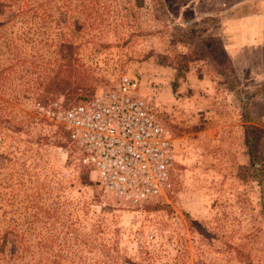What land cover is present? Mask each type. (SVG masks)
I'll return each instance as SVG.
<instances>
[{
  "label": "rangeland",
  "instance_id": "374dc122",
  "mask_svg": "<svg viewBox=\"0 0 264 264\" xmlns=\"http://www.w3.org/2000/svg\"><path fill=\"white\" fill-rule=\"evenodd\" d=\"M261 4L0 0V264H264L244 137L264 162V48L229 54L222 24ZM123 75L152 94L175 149L169 189L138 205L106 192L36 106L89 100Z\"/></svg>",
  "mask_w": 264,
  "mask_h": 264
},
{
  "label": "built area",
  "instance_id": "2783aa9c",
  "mask_svg": "<svg viewBox=\"0 0 264 264\" xmlns=\"http://www.w3.org/2000/svg\"><path fill=\"white\" fill-rule=\"evenodd\" d=\"M137 86L123 75L86 102L36 104L62 126L79 148L78 161L94 170L104 190L131 205L169 189L175 157L171 131L155 115L152 94L139 95Z\"/></svg>",
  "mask_w": 264,
  "mask_h": 264
},
{
  "label": "crops",
  "instance_id": "0c3cea01",
  "mask_svg": "<svg viewBox=\"0 0 264 264\" xmlns=\"http://www.w3.org/2000/svg\"><path fill=\"white\" fill-rule=\"evenodd\" d=\"M232 23L233 26H230L228 21L222 23L227 27H233V31L227 39V45H225L229 54L240 48L257 46V44L260 45V48H264V0H262L260 9L243 14L237 22L233 19Z\"/></svg>",
  "mask_w": 264,
  "mask_h": 264
},
{
  "label": "trees",
  "instance_id": "16d2710c",
  "mask_svg": "<svg viewBox=\"0 0 264 264\" xmlns=\"http://www.w3.org/2000/svg\"><path fill=\"white\" fill-rule=\"evenodd\" d=\"M88 101V99L83 100L79 103H83ZM245 142L247 144V148H248V153L249 156H251V169L253 171V173L257 174L260 176L259 178V183H260V200H261V207L264 211V162H261L260 164H257L256 162H254L253 158H252V152L253 149L255 147V140H254V136H253V131H249L248 129L245 131ZM251 137V138H250Z\"/></svg>",
  "mask_w": 264,
  "mask_h": 264
}]
</instances>
